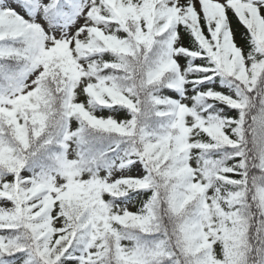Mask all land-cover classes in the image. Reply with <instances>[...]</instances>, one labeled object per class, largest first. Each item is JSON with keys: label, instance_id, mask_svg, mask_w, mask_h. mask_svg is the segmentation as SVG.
<instances>
[{"label": "snow or ice", "instance_id": "obj_1", "mask_svg": "<svg viewBox=\"0 0 264 264\" xmlns=\"http://www.w3.org/2000/svg\"><path fill=\"white\" fill-rule=\"evenodd\" d=\"M0 264H264V0H0Z\"/></svg>", "mask_w": 264, "mask_h": 264}, {"label": "trees", "instance_id": "obj_2", "mask_svg": "<svg viewBox=\"0 0 264 264\" xmlns=\"http://www.w3.org/2000/svg\"><path fill=\"white\" fill-rule=\"evenodd\" d=\"M243 31H244V29L241 27L240 30H239V32H243ZM239 32L237 33V39H238V41H240L241 43H243V41L240 40ZM99 114H100V115H108L107 112H103V113H99Z\"/></svg>", "mask_w": 264, "mask_h": 264}, {"label": "rangeland", "instance_id": "obj_3", "mask_svg": "<svg viewBox=\"0 0 264 264\" xmlns=\"http://www.w3.org/2000/svg\"><path fill=\"white\" fill-rule=\"evenodd\" d=\"M132 210H135V209H132Z\"/></svg>", "mask_w": 264, "mask_h": 264}]
</instances>
